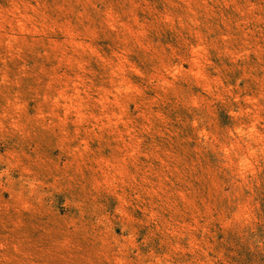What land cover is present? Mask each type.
Listing matches in <instances>:
<instances>
[{
    "label": "rangeland",
    "instance_id": "374dc122",
    "mask_svg": "<svg viewBox=\"0 0 264 264\" xmlns=\"http://www.w3.org/2000/svg\"><path fill=\"white\" fill-rule=\"evenodd\" d=\"M0 264H264V0H0Z\"/></svg>",
    "mask_w": 264,
    "mask_h": 264
}]
</instances>
